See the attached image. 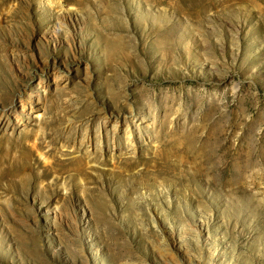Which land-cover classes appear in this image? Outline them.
Masks as SVG:
<instances>
[{"label":"rangeland","instance_id":"rangeland-1","mask_svg":"<svg viewBox=\"0 0 264 264\" xmlns=\"http://www.w3.org/2000/svg\"><path fill=\"white\" fill-rule=\"evenodd\" d=\"M0 264H264V0H0Z\"/></svg>","mask_w":264,"mask_h":264},{"label":"bare ground","instance_id":"bare-ground-1","mask_svg":"<svg viewBox=\"0 0 264 264\" xmlns=\"http://www.w3.org/2000/svg\"><path fill=\"white\" fill-rule=\"evenodd\" d=\"M22 111L34 115L38 112V106L35 102L28 100L22 104Z\"/></svg>","mask_w":264,"mask_h":264}]
</instances>
